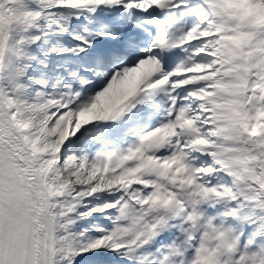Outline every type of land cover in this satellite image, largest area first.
Masks as SVG:
<instances>
[{"label": "snow or ice", "instance_id": "1", "mask_svg": "<svg viewBox=\"0 0 264 264\" xmlns=\"http://www.w3.org/2000/svg\"><path fill=\"white\" fill-rule=\"evenodd\" d=\"M0 264H264V0H0Z\"/></svg>", "mask_w": 264, "mask_h": 264}]
</instances>
